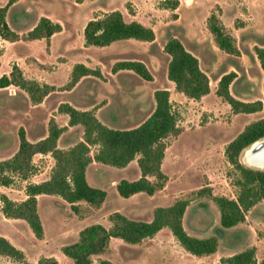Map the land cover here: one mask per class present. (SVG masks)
Returning <instances> with one entry per match:
<instances>
[{"label":"rangeland","instance_id":"374dc122","mask_svg":"<svg viewBox=\"0 0 264 264\" xmlns=\"http://www.w3.org/2000/svg\"><path fill=\"white\" fill-rule=\"evenodd\" d=\"M165 1L32 0V11H28L27 6L22 7L23 10L25 8L22 19L11 13V28L19 33L31 30L36 15L42 12L52 20H59L65 31L57 38V47L52 54L49 48L44 52L37 45L29 49L23 43L18 47L20 54L33 51L41 59V74L51 75L57 90L37 106L20 88L11 87L0 91V160L11 158L18 149L20 127L25 128L29 140L35 141L49 133L51 119H55L59 126H65L68 117L58 109L64 103L73 104L81 110L93 106L96 117L113 129H132L143 123L155 108V90L169 86L170 56L164 51L166 39L174 34L184 35L180 27L185 24L195 25L204 36V47L195 49L204 58L208 47L214 44L212 34L208 32L211 44L206 31L209 14L218 13L219 4L226 9L227 23L233 14L225 0H180V9L176 10L166 9ZM113 11L122 12L127 21H142L152 27L156 33L155 41H121L105 48L87 46L84 34L82 36L83 27L89 20ZM242 11L248 13V10ZM176 14L178 19L181 16L178 23L174 22L177 20ZM237 20L235 24L240 22ZM64 40L72 44L68 52L63 48ZM81 58L89 61L100 72V76L87 77L76 89H68L65 86L71 78L73 66ZM124 60L143 61L152 74V81H146L132 71L114 73V64ZM35 62L34 57H28L22 63L27 73L31 72ZM16 63L15 58L4 56L0 63V75L8 72ZM262 93L263 87L257 86L252 95L260 100ZM172 106L180 133L166 140L162 163L164 186L153 196L139 193L123 198L117 191L120 180L138 178L137 160L126 168L92 164L88 169L89 183L107 191V198L101 206L82 202L79 203V211L75 212L59 196L43 197L38 205L44 225L42 237H37L26 221L6 218L2 210L0 233L25 250L29 264H38L46 258L56 260L57 264H74L62 248L78 241L79 233L85 227L102 224L110 228V215L115 212L133 220L151 221L156 208L170 207L179 200H187L189 206L183 221L185 229L196 237H218L220 246L216 253L201 257L192 255L169 228H164L139 244L113 239L104 252L92 257V264H102L104 261L113 264H227L224 261L226 258L248 248H255L256 259L263 261L264 200L247 213L245 222L224 229L220 225V212L214 198H237L240 174L229 162L226 147L248 124L261 119L264 114H235L216 92L207 97L205 102L189 104L172 101ZM82 136L81 126L65 127L60 146L70 148ZM251 147L242 153L241 163L264 170L247 163L244 155ZM97 150L94 148L93 152ZM35 165L34 173L27 180L15 177L11 186L0 185V200L2 195H6L17 202L23 201L29 184L41 182L51 175L53 159H37ZM0 264L22 263L5 257L0 260Z\"/></svg>","mask_w":264,"mask_h":264},{"label":"trees","instance_id":"16d2710c","mask_svg":"<svg viewBox=\"0 0 264 264\" xmlns=\"http://www.w3.org/2000/svg\"><path fill=\"white\" fill-rule=\"evenodd\" d=\"M13 2L14 0H9L5 6L0 7V37L2 39L10 42L38 39L49 41L54 34L63 30L60 23L42 17L34 29L27 34L16 33L6 21L8 9ZM178 6V0L164 2V7L167 9H176ZM218 11L221 12L220 8ZM207 26L220 50L231 55H240L234 37L227 31L218 13L210 14ZM84 37L86 45L95 47H107L115 42L131 39L141 42H153L156 39L152 28L137 21H126L119 11L90 20L84 29ZM164 51L170 56L168 79L175 83L177 92L197 100L210 93L209 79L201 70L199 60L178 39H169L164 46ZM255 53L264 70V48L255 47ZM112 70L114 73L130 70L146 81L153 79L146 65L137 60L117 62ZM87 75L100 76V72L82 64L76 65L67 88L73 87ZM236 77L237 74L234 72L222 76L216 91L217 95L230 105L235 114L261 112L262 101L243 102L231 94L230 85ZM12 86L26 91L35 104L41 103L53 90V87L40 86L35 81L26 80L16 65L9 74L0 77V89ZM154 99L155 108L152 114L132 129L110 128L91 111H79L69 104L61 105L59 111L70 117L67 128L76 125L83 128L82 139L67 150L58 147V140L64 129L59 128L53 120L49 124L48 137L37 143L29 141L25 129L21 127L18 131L20 144L17 152L9 159L0 160V185L11 186L15 177L28 179L35 171L33 158L37 154L51 153L55 165L48 180L27 186L25 201L15 202L6 195L1 196L2 212L5 217L26 221L33 233L40 238L44 234V227L38 213L37 197L39 195L59 196L75 212L79 211L80 202L96 207L101 206L107 198V191L92 186L86 176L88 166L94 162L125 168L132 161L137 160L141 177L134 181L122 179L117 183V191L123 198L139 193L153 196L161 190L165 179L162 163L167 147L166 140L171 136H177L180 129L169 91L156 90ZM263 140L264 118L247 125L226 147L227 158L233 168L239 172L240 179L237 182L239 194L236 199L214 198L220 212V225L224 229H230L245 222L247 213L264 200V170L247 167L240 161L246 149ZM94 148L98 150L93 152ZM188 206L187 200H179L170 207H158L151 221L133 220L115 212L110 215L112 223L110 228L102 224L87 226L80 231L78 241L64 246L62 251L73 260L74 264H92V257L104 252L114 238L129 244H139L144 239L155 236L164 228H169L180 244L192 255L201 257L216 253L219 249L218 237H196L185 229L183 221ZM0 255L28 264L24 253L3 236H0ZM224 261L227 264H264V261L259 262L256 259L255 248H248ZM39 264H57V261L41 260ZM102 264L113 263L104 261Z\"/></svg>","mask_w":264,"mask_h":264},{"label":"crops","instance_id":"0c3cea01","mask_svg":"<svg viewBox=\"0 0 264 264\" xmlns=\"http://www.w3.org/2000/svg\"><path fill=\"white\" fill-rule=\"evenodd\" d=\"M31 1L30 0H14V2L12 3V5L9 7L8 12H7V15H6V21H7V23H8V25H9L10 28H11V24L9 22V15L11 13H13V15H15L18 19H20V18L22 19L23 16H21V15L23 13H25L24 12V10L26 8L25 6L29 7L28 8L29 9L28 11H32L33 10V9H30V6H32V2ZM178 1H179V6L176 9H178V8L180 9V0H178ZM225 1H226L227 6H229V8H231V10H232V13H233L232 14V18H230V21L228 23L225 21L226 9H225L224 6H221L220 4H219V8H220L221 12L219 13V11L217 10L218 11V15H219V17H220L223 25L227 29V31L234 37V39L236 41L237 48H238V50L240 52V55L239 56L231 55V54H228V53L220 50L219 47L217 46L216 42H215V39H214V36L213 35L212 36H213V39H214V44H212L211 38H210L208 32L210 34H212V33L209 31L208 26H206L208 40L211 42L212 46H209L208 47L209 50H207V56L204 57V58H202L201 55L199 53H197L196 52V49H195V47H199V46H203L204 47V39H203L204 36H203L202 30H200L195 25H190V24H187V25L185 24L184 27H180L184 35H182V36L181 35H177V34L171 35V36H169L166 39L165 44L167 43V41L169 39L176 38V39H178L184 45V47L190 53H192L195 57H197V59L199 60V66H200L201 70L207 75V77L209 79V83H210V93L208 95L202 97L199 100H197V99H191V98L186 97L183 93L177 92L176 89H175V83L172 82V81H170V80H168L169 86L164 87L163 89L169 91L171 103H172V101H176L178 103H189V104H192V103L193 104L194 103H197L198 104V103H201V102H205V100H206L207 97H209L210 95H212L213 93H215L217 91L218 84H219V81H220L221 77L224 76V75H226V74H229L231 72H234V73L237 74V77L235 78V80L230 85V92H231V94L236 99H238L240 101H243V102H254V101L259 100V99H255L252 94L254 92V89L257 86H262V87L264 86V70L262 69L261 64H260V62H259V60L257 58L256 53H255V47L264 48V0H225ZM8 2H9V0H0V7L5 6ZM22 7H25L24 10H23ZM176 9H172V10H176ZM242 9L248 10V13L247 14L244 13L242 11ZM210 14H209V16H210ZM244 14H246V15H244ZM42 17H47V18L51 19L50 16L46 15L44 12H42L41 15H40V13H38L36 15V19H35V21L33 23V27H32L31 30L34 29V27L39 23V21H40V19ZM175 17H176L177 20L174 21V22L175 23H178V21H180V19H181V16L179 15V19H178V16L176 14ZM98 18H100V17H98ZM237 19L240 20V22L237 23L238 25L235 24V22H236ZM207 20H208V18H207ZM52 21L55 22V23H60V22H58L59 20H52ZM132 21H136V20H132ZM128 22H131V21H128ZM137 22H139V23L147 26L142 21H137ZM86 25L82 29V36L84 34V29H85ZM147 27H149V26H147ZM62 28H63V25H62ZM150 28H152V27H150ZM31 30H29V31H31ZM13 31H15V30H13ZM29 31L23 32V33H19L17 31H15V32L18 33V34L23 35V34H27ZM64 31L65 30L63 29L61 32L54 34L50 38L49 41L46 40V39H38V40H33V41H24V40H21V41H16V42H10V41L4 40V39H2L0 37V47H1L0 50L2 51V52L0 51V63H1V59L4 56H6V57H9L10 56L11 58H15L17 60V63L14 64L13 66L16 65V66H18L20 68V70L22 71V74H23V76H24V78L26 80L35 81L40 86L47 85V86L53 87V90L49 93V95H47L43 99V101L41 103H36V104L33 103L31 101L30 96H29L31 103L33 105H35V106L41 105L42 103H44L45 100L48 97H50V95L53 92H55L57 90V87L55 86V82L52 81V76L51 75L44 76L43 74H41V69H40V66H39V65H41V63H43L41 61V59L39 57H37L34 54L33 51H30L27 54L26 53L20 54L18 52V47L20 45H23V43H25V45L29 49H31L33 45H37L41 50L43 48L44 49L43 50L44 52H45V50L47 48H49V50H50V52L52 54V53H54V51H55V49L57 47L56 46L57 45V43H56L57 38L61 34H63ZM155 35H156V33H155ZM131 40H134V39H131ZM84 41H85V37H84ZM124 41H129V40H124ZM118 42H121V41H118ZM118 42H115V43H118ZM115 43H113V44H115ZM85 44H86V42H85ZM113 44H111V45H113ZM71 47H72V44L70 43L69 40H64L63 41V48H64V50L66 52H68ZM91 47H95V46H91ZM95 48H105V47H95ZM2 49H4V50H2ZM28 57H34V60L36 61L35 64H33V67L31 68V72L30 73H27V71H26L27 69H25V67L22 64V63H24V61ZM81 59H82L81 61H79L78 63H76L73 66V69H74V67L76 65L82 64V65H84L85 67H87L89 69L96 70L95 68H93L91 66L92 64H90V62L87 61L85 58H81ZM141 62H143V61H141ZM13 66L11 67V69L8 72L1 74L0 77H2L3 75L9 74L12 71ZM73 69H72V72H73ZM121 71H125V70H121ZM127 71H130V70H127ZM72 72H71V78L68 79V82L66 83V86H65L66 88H67V85L70 83V81L72 79ZM90 76H94V75H87V76L82 77L71 88L72 89H76L85 78L90 77ZM12 87H15V86H12ZM9 88H11V87H9ZM9 88L0 89V91H4V90L9 89ZM17 88H19V87H17ZM68 89H70V88H68ZM263 90H264V88H263ZM261 96L262 97L260 98V101L263 102V110L261 112L252 113V114H260V113L261 114H264V93H262ZM64 104H69V105H71L72 107L76 108L79 111H91V112H93L95 114L94 110L92 109L93 106L81 110V109H78L77 107L73 106V104H70V103H64ZM61 105H63V104H61ZM60 106H59V108H60ZM60 113H62V112H60ZM62 114H65V113H62ZM64 116L65 117H68V118H66V121H68V122L66 123L65 126H59L56 123L55 119H51V120H53L59 128L65 129V127L68 126V123L70 121V117H69L68 114H65ZM263 118L264 117H262L261 119H263ZM77 126H79V125H76V126H73V127H69V128H74V127H77ZM22 128H24V127H22ZM48 135H49V133L46 134L43 137H40L39 139H37L35 141L29 140L28 137H27V139L29 141L33 142V143H37V142H39L41 140L46 139L48 137ZM60 138H61V136H60ZM60 138L58 140V147L61 148V149H64V150L69 149V148L65 149L64 147H61L60 146ZM18 142L20 144L19 135H18ZM72 146H74V145H72ZM18 148H19V145H18ZM17 150H16V152H17ZM46 157H52L51 153H48V154H37V155H35L34 158H33V165H34V167L35 166L37 167V165H35L37 159L38 160H41V158H46ZM52 159H53V157H52ZM92 164H101V163L94 162V163H91L88 166L87 171H86L87 180H88V169H89V167ZM54 165H55V161L53 159V168H54ZM137 169H138L137 170L138 171V178L137 179H139L141 177V171H140L139 167ZM49 177H47L43 181L48 180ZM137 179H135V180H137ZM43 181H41V182H43ZM130 181H134V180H130ZM41 182H38V183H41ZM43 197H54V195H39L37 197V199H38V205H39L40 200ZM26 199H27V195H26V198L23 201H25ZM12 201H15V200H12ZM15 202H17V201H15ZM80 203H82V202H80ZM2 207H3V203L0 200V210H2ZM38 213H39V210H38ZM2 214H3V212H2ZM39 216H40V214H39ZM8 219H11V218H8ZM11 220H22V219H11ZM41 221H42V219H41ZM42 224H43V222H42ZM43 227H44V225H43ZM0 236H3L5 238H7L13 245L15 244L6 235L0 233ZM114 239H116V238H114ZM14 246L17 247L18 249H20L24 253L25 258H26V252H25V250L20 245L15 244ZM219 246H220V241H219ZM5 257L6 256L0 255V260L4 259ZM46 260H47V258H46ZM39 262H38V264H39ZM27 263L29 264L28 261H27ZM31 264H35V262H32Z\"/></svg>","mask_w":264,"mask_h":264},{"label":"bare ground","instance_id":"6f19581e","mask_svg":"<svg viewBox=\"0 0 264 264\" xmlns=\"http://www.w3.org/2000/svg\"><path fill=\"white\" fill-rule=\"evenodd\" d=\"M244 157L250 166L264 168V140L253 144Z\"/></svg>","mask_w":264,"mask_h":264}]
</instances>
